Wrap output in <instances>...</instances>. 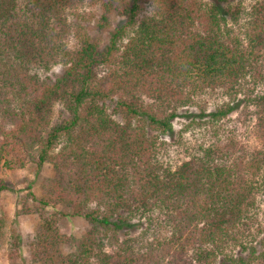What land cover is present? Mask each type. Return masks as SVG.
<instances>
[{
  "label": "trees",
  "instance_id": "trees-1",
  "mask_svg": "<svg viewBox=\"0 0 264 264\" xmlns=\"http://www.w3.org/2000/svg\"><path fill=\"white\" fill-rule=\"evenodd\" d=\"M141 1L151 14L139 15ZM242 4L0 0V159L22 154L37 168L50 165L57 176L41 180L37 204L64 205L89 225L63 254L58 215L24 208L40 220L34 263L264 264V0ZM93 5L102 25L112 11L123 19L101 51L73 22L90 19L81 9ZM57 64L65 69L55 80L38 75ZM240 92L258 147L227 134L185 159L163 155L156 133L173 131L178 109L201 94L234 100ZM55 102L67 116L52 125ZM234 109L222 103L200 116L216 135L214 124ZM13 241L20 246L18 234Z\"/></svg>",
  "mask_w": 264,
  "mask_h": 264
},
{
  "label": "rangeland",
  "instance_id": "rangeland-1",
  "mask_svg": "<svg viewBox=\"0 0 264 264\" xmlns=\"http://www.w3.org/2000/svg\"><path fill=\"white\" fill-rule=\"evenodd\" d=\"M248 2L249 0H242L243 7H246ZM140 5V16L151 14L149 2L141 1ZM81 12L90 13L92 17L88 19L86 14H82V18L73 20V22L83 27V31L101 51L108 44L114 28L122 24L123 19L117 15L116 11H112L108 16L107 24L102 25L99 5L84 6ZM77 46V38L72 37L69 47L75 49ZM64 69L62 64H57L48 71H39L38 75L45 80L53 81L63 74ZM231 99L220 95L201 94L195 98V104L178 109V115L172 122L173 131L164 134L156 133L164 144L163 155L167 158L185 159L201 144H210L217 140L222 143L227 139L225 137L227 134L231 135L237 144L250 149L258 147L252 134L254 121L250 115L251 106L245 103L244 93L240 92L234 100ZM222 103H231L235 109L231 114L214 124L213 128L216 132L214 135L212 128L202 121L207 117H201L200 112L201 109L205 113L211 112ZM107 105L111 112L114 104L107 103ZM66 116L67 113L61 103L55 102L52 108L51 124H57ZM113 117L121 121L120 116L114 115ZM56 176L55 170L50 165L37 168L28 161L26 155L5 154L0 159V183L5 186V189L0 193V215L4 218V225L0 229V264H39L32 261L30 252L31 242L40 230L39 216L34 211L25 212L24 208L34 210L38 207L39 215L45 217L51 214L58 215L59 231L68 237V241L60 245L61 253L66 254L76 250L78 240L89 225L82 218L69 215V210L64 205H57L55 208H42L37 204L41 180L45 177ZM30 193L34 198L30 196ZM263 197L264 195H261L258 201L260 213L264 211ZM132 222L136 223L137 220L134 219ZM144 227L145 224H139L138 227L130 231V235L140 234ZM123 233L119 232V237H122ZM14 234L19 236V247L13 246L15 243L13 241Z\"/></svg>",
  "mask_w": 264,
  "mask_h": 264
}]
</instances>
